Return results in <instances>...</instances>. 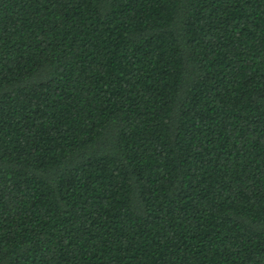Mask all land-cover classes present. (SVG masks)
I'll list each match as a JSON object with an SVG mask.
<instances>
[{"label":"trees","instance_id":"obj_1","mask_svg":"<svg viewBox=\"0 0 264 264\" xmlns=\"http://www.w3.org/2000/svg\"><path fill=\"white\" fill-rule=\"evenodd\" d=\"M0 264H264V0H0Z\"/></svg>","mask_w":264,"mask_h":264}]
</instances>
